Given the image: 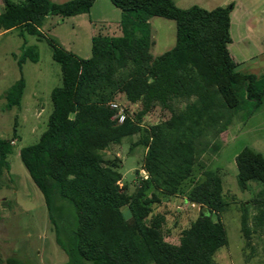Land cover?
I'll list each match as a JSON object with an SVG mask.
<instances>
[{
    "label": "trees",
    "instance_id": "obj_1",
    "mask_svg": "<svg viewBox=\"0 0 264 264\" xmlns=\"http://www.w3.org/2000/svg\"><path fill=\"white\" fill-rule=\"evenodd\" d=\"M1 1L0 32L22 27L32 35L39 34L45 16L88 12L93 2ZM110 2L121 11L118 34L92 35L89 57L50 44L60 84L50 91L45 129L35 143L20 148L19 158L43 196L64 264H214L213 254L227 243L223 224L211 218L224 209L221 178L210 168L198 176L194 165L201 153L218 148L219 135L235 114L244 111L247 117L263 101L264 77L235 69L227 48L231 4L205 9L179 8L173 0ZM152 16L173 20L176 27L173 47L156 57L149 52ZM25 59L37 61L34 46L23 50L18 64ZM22 88L20 78L5 92L6 108L19 105ZM119 96L140 104L135 122L129 116L120 124L112 119L108 102ZM179 101L185 104L177 109L173 103ZM155 105L169 117L143 126L142 116ZM131 132L145 148L141 168L148 177L140 176L128 193L126 184H118V158H105L104 151ZM10 150V140L0 137V179L9 168ZM235 164L240 188L251 180L264 184L261 153L243 147ZM148 187L200 206L178 244L163 239L161 217L148 218L149 204L159 201L156 191L146 197ZM240 229L248 237L245 213ZM0 264L23 262L7 256Z\"/></svg>",
    "mask_w": 264,
    "mask_h": 264
},
{
    "label": "rangeland",
    "instance_id": "obj_2",
    "mask_svg": "<svg viewBox=\"0 0 264 264\" xmlns=\"http://www.w3.org/2000/svg\"><path fill=\"white\" fill-rule=\"evenodd\" d=\"M62 3L68 0H49ZM179 8L198 5L205 9L232 5L229 35L232 42L228 51L243 72L264 77V0H173ZM0 0V11L2 9ZM121 11L110 0H93L88 12L72 16L47 15L38 26L39 34H28L22 27L0 32V137L10 140L11 150L6 156L8 169L0 179V260L7 256L20 259L23 264H64L66 255L56 245L52 226L48 220L43 196L22 164L18 152L33 144L45 129L51 111L50 91L60 84L59 64L51 58V45L69 51L80 58L91 55V37L97 32L118 34ZM151 45L149 52L156 57L173 47L175 22L160 16L148 19ZM247 41V42H245ZM34 46L37 61L25 59L18 64L23 50ZM22 78L23 88L19 105L6 108L5 92ZM135 122L139 103H128L123 96L116 99ZM184 102H174L183 108ZM169 111L155 105L142 116L141 124L149 126L169 117ZM137 132L121 138L104 151L105 158L119 160L121 179L131 193L141 179L140 171L145 148L136 143ZM218 148L199 155L194 173L200 176L204 168L217 171L221 178L224 209L212 213L224 226L227 243L217 249L214 264H264V184L248 181L244 189L236 181L235 155L249 147L264 157V98L246 117L245 112L235 114L226 130L220 133ZM200 164V165H198ZM138 170V172H137ZM156 191L158 202L149 204L150 220L159 219L163 239L178 244L181 232L200 211L182 195H167L148 187L144 194ZM127 225L133 230L127 207L121 208ZM245 213L251 240L242 235L240 218ZM251 243L253 247H251Z\"/></svg>",
    "mask_w": 264,
    "mask_h": 264
},
{
    "label": "built area",
    "instance_id": "obj_3",
    "mask_svg": "<svg viewBox=\"0 0 264 264\" xmlns=\"http://www.w3.org/2000/svg\"><path fill=\"white\" fill-rule=\"evenodd\" d=\"M108 106L113 111L112 119L117 123H122L128 117L124 107L116 100L109 101ZM141 177L143 179L148 177L147 172L144 169L141 170Z\"/></svg>",
    "mask_w": 264,
    "mask_h": 264
},
{
    "label": "crops",
    "instance_id": "obj_4",
    "mask_svg": "<svg viewBox=\"0 0 264 264\" xmlns=\"http://www.w3.org/2000/svg\"><path fill=\"white\" fill-rule=\"evenodd\" d=\"M231 12V11H230ZM230 26V25H229ZM230 40H231V38H230ZM232 42V40L230 41V43ZM245 42H247V41H245ZM229 43V44H230ZM228 44V45H229ZM227 48H228V46H227ZM229 54H230V56H231V58H232V60L234 61V63H235V69L237 70V71H240V70H238L237 69V65H239V64H241V63H244L246 60H248L249 58H245L244 60H239V59H237V60H235L234 58H233V56L231 55V53L229 52ZM240 72H242V73H252V72H243V71H240ZM252 74H254V73H252ZM256 75V74H255ZM257 76V75H256ZM141 170H143L142 168H140L139 169V171H140V175H141ZM184 199H186L185 197H183ZM186 201H188L187 199H186ZM190 204H195V203H191L190 201H188ZM197 205V204H196ZM199 206V205H198ZM250 233H251V231L249 230V238H247V240L248 241H250L251 240V236H250ZM251 247H253V244L251 243V245H250ZM254 248V247H253Z\"/></svg>",
    "mask_w": 264,
    "mask_h": 264
}]
</instances>
